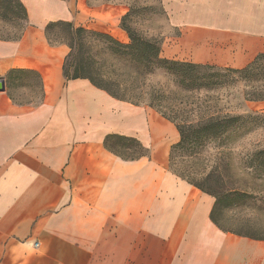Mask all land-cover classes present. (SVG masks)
<instances>
[{"label": "crops", "instance_id": "crops-1", "mask_svg": "<svg viewBox=\"0 0 264 264\" xmlns=\"http://www.w3.org/2000/svg\"><path fill=\"white\" fill-rule=\"evenodd\" d=\"M19 1L26 26L0 39V264H264V239L220 228L216 198L172 171L175 123L65 77L70 48L52 45L47 25L113 34L110 20L121 22L126 7ZM160 1L169 31L162 58L230 70L264 60V0ZM15 70L38 76V104L13 96ZM246 103L264 114V98ZM110 136L134 139L145 153L121 155L106 146Z\"/></svg>", "mask_w": 264, "mask_h": 264}, {"label": "rangeland", "instance_id": "rangeland-1", "mask_svg": "<svg viewBox=\"0 0 264 264\" xmlns=\"http://www.w3.org/2000/svg\"><path fill=\"white\" fill-rule=\"evenodd\" d=\"M5 1L10 2L9 6H16L15 1ZM100 1L119 3L127 9L119 23L112 16L110 22L113 28L109 31L113 34L105 32L104 27L93 30L73 24L75 29L85 30L81 39H75L69 27L59 22L48 32L50 43L65 44L69 48L73 44L77 53L75 58L82 63V74L92 75L111 93L124 96L130 103L154 111L159 109L160 113L178 123L207 132V121L221 122L239 117L241 120L235 124L231 121L222 123L227 124V132L214 140L176 150L171 167L207 192L220 194L239 189L256 195L255 201H243L235 195L231 206L223 196L216 221L222 228L237 234L264 239V157L259 154L264 149V114L245 111L247 101L264 98V60L244 73L202 69L196 75L199 79L195 84H181L178 75L162 68H144V65L131 61V56L122 57L111 50L112 41L131 44L132 35L161 47L164 35L169 32L161 1ZM97 2L99 0H90L92 5ZM26 22L27 19L25 23L14 24L0 16V39L17 38ZM117 26L126 33L127 43L120 41L122 35ZM210 75L211 79L208 78ZM11 90L20 102L36 105L41 100L42 88L33 75L14 79ZM151 102L156 107L149 106ZM109 147L127 157L145 153L137 143L118 139H113Z\"/></svg>", "mask_w": 264, "mask_h": 264}, {"label": "trees", "instance_id": "trees-1", "mask_svg": "<svg viewBox=\"0 0 264 264\" xmlns=\"http://www.w3.org/2000/svg\"><path fill=\"white\" fill-rule=\"evenodd\" d=\"M10 1H13V2L15 1L16 6H9V3H10L9 1H5V0L1 1L0 0V9H1L0 16L2 18H6V19L12 21L14 24H18L19 22L25 23V21L27 19V14H26V10H25L24 6L22 5V3L19 0H10ZM56 24L57 23H50L49 25H47V27H46L47 37H48L49 30L53 26H55ZM65 24L69 27V31L71 32V34L73 35V37L75 39L76 38H78V39L82 38L83 34L85 33L84 29H75L73 23H65ZM100 36L104 39H108V37H106L104 35H100ZM48 40H49V38H48ZM70 48L72 49V52L67 57L66 62L64 64V69H63L64 75L68 80L78 79V78H87L92 82L93 85H95L96 87H98L100 89L105 90L112 97L119 99V100H122V101L129 102L124 98V96H119V95H115V94L111 93L109 91V89H107L104 86H102L101 84H99L97 82V80L95 78H93L92 75L82 74L81 73V64L82 63H80L79 59L75 58L77 56V53L73 48V44L70 45ZM111 50L113 53L121 55L122 57L125 55L131 56V61L135 62V64H137V65H144V68H150V67L162 68V69H165L174 75H178L180 77V83L181 84H187V83L195 84L196 81L199 79L198 77H196V75L202 69H207V70L218 69V68H214V67H210V66H201V65L191 64V63L178 62V61H172V60L164 59L160 55V52H161L160 47H158L155 44L136 39L135 37H133V35L131 36V44L123 45V44H118L115 41H112ZM146 51H149V52H146ZM248 69H245V70L220 69V70H223L226 72H233V73H244ZM23 75H35L36 77H38L36 74L29 72V71L15 70V71L10 73V80H11V78L13 80V79H16V78L23 76ZM211 77H212L211 75L208 76L209 79H211ZM187 80H190V81L186 82ZM136 105H138V104H136ZM149 106L156 107V105L153 102H151L149 104ZM158 111H159V109H158ZM162 115L164 117H166L167 119H169L170 121H172L173 123H175V125L177 126V129L180 133V142L178 144H176L175 146H173L172 150H171L170 167H171V164L173 162V157H174L176 150H178L180 148H185V146H194L196 143L201 144L203 142H208L209 140L212 141L217 136L225 134L227 132V129H228L227 124L222 125V123H225V122L228 123L229 121H231L232 123L235 124L241 120L239 117H233L232 119H227V120H224L221 122L220 121L218 122V120H210V121H207V123H206V125H207L206 131L207 132H204L203 130H199L195 127H190V126H186L185 124L178 123V122L174 121L173 119L167 117L163 113H162ZM113 139H118L119 141H124V142H134V143H137L141 147V145L134 139L120 137V136H110L106 139V146L109 149H110V147H109L110 142ZM259 154H260V156L264 157V149ZM171 169H172V167H171ZM174 173L177 174L176 172H174ZM177 175L180 176L181 178H183L184 180L188 181L183 175H181V174H177ZM188 182L190 184H192L193 186L197 187L198 189L202 190L203 192L209 193L216 198V205L214 207V210H213L211 216H212V220L220 228H222V227L216 221V212H217V209L222 204L221 198H223V196L229 202L228 206H231L232 200H233L232 197L235 195L238 196L239 199L243 200V201H247V200H254L255 201L257 199L256 195L247 193V192L239 190V189H230V190H227L225 193L219 194V193L207 192L202 187H200L196 184H193L190 181H188ZM228 206H226V207H228ZM222 229L227 231V232H233L231 230H227L224 228H222ZM233 233H235V232H233Z\"/></svg>", "mask_w": 264, "mask_h": 264}, {"label": "water", "instance_id": "water-1", "mask_svg": "<svg viewBox=\"0 0 264 264\" xmlns=\"http://www.w3.org/2000/svg\"><path fill=\"white\" fill-rule=\"evenodd\" d=\"M5 90H6L5 81L0 80V92H4Z\"/></svg>", "mask_w": 264, "mask_h": 264}, {"label": "built area", "instance_id": "built-area-1", "mask_svg": "<svg viewBox=\"0 0 264 264\" xmlns=\"http://www.w3.org/2000/svg\"><path fill=\"white\" fill-rule=\"evenodd\" d=\"M38 245H36V247H37Z\"/></svg>", "mask_w": 264, "mask_h": 264}]
</instances>
